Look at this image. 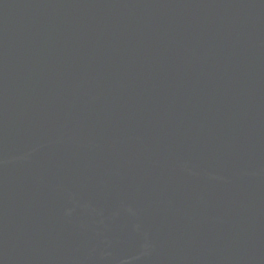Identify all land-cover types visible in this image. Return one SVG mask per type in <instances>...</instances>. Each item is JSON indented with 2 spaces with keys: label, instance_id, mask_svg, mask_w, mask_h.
<instances>
[{
  "label": "water",
  "instance_id": "water-1",
  "mask_svg": "<svg viewBox=\"0 0 264 264\" xmlns=\"http://www.w3.org/2000/svg\"><path fill=\"white\" fill-rule=\"evenodd\" d=\"M0 264H264V0H0Z\"/></svg>",
  "mask_w": 264,
  "mask_h": 264
}]
</instances>
